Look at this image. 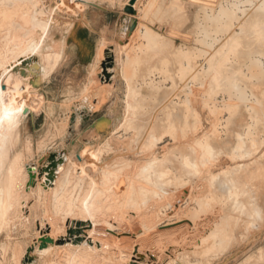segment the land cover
<instances>
[{
  "label": "rangeland",
  "instance_id": "374dc122",
  "mask_svg": "<svg viewBox=\"0 0 264 264\" xmlns=\"http://www.w3.org/2000/svg\"><path fill=\"white\" fill-rule=\"evenodd\" d=\"M110 1L114 3L116 0ZM175 1L180 3L181 10ZM215 1L216 5H225L229 2V0ZM233 1L235 0H230V2ZM236 1L242 5L246 0ZM48 2L49 0H45V5L47 3L48 7L53 5L54 8H57L59 6L57 11L59 27L53 31L52 37L60 40L65 36L62 26L67 22L74 23L76 18L83 14L85 7L78 6L71 0H50ZM63 2L71 7L67 8ZM207 2L209 1L145 0L139 5V1L136 3V6L139 7L140 17L137 34L129 40L125 38V35L120 34L119 38L109 41L108 43H112L113 47L108 46L104 49L100 62L95 67L94 62L89 74L78 70L76 61L72 59L70 51L66 48L64 56L54 72L43 78L38 86H28L27 90L34 97L37 98L39 93L45 101L42 102V105L39 104L37 111L27 113L22 125L23 169L28 176L25 179L28 185L24 190L22 183H18L15 194L21 196L19 212L9 214L8 224L0 225V264H84L85 262L78 260L80 255L85 252L81 243H68L65 247H55L53 250L47 251L45 256H42L39 251H35L33 259L29 257V248L39 247L41 239L51 237L54 243H58L63 240L62 237L66 239L70 237V228L81 229V233L87 239L90 237L99 242L118 246V250H115L116 253L118 252L116 255L133 259V264H136L135 258L130 252L146 250L149 260L152 262L161 261L157 262L158 264H264V229L255 233L250 245L242 248L234 258L227 260L226 257L218 256L200 257L194 253V251L202 249V246L198 245V241L220 219L219 215L221 214L217 209H210L208 212L201 213V217L196 218L195 203L191 199L199 196V193L202 195L203 190L199 191L197 187L203 185L204 182H198L195 185L196 188L186 191L182 204L178 202V197L175 194L170 195L171 202L168 200L166 202L164 200V203L155 202V208L151 209L155 212L151 214V221L147 224V228L142 219L145 213L141 211L138 214L133 208L126 207L125 200L128 191L126 187H121L126 182L125 185H128L130 180H135L137 186L144 184L142 180L134 177L138 171L139 163L142 164L144 159L166 158L169 171L184 172L182 161L184 157L192 156L190 145L204 139L209 133H214L218 140L226 137L228 111L223 107V103L227 95L220 92L216 95L218 104L216 108L213 104L206 105L200 102L192 106L195 114L199 115L201 119L200 130L195 133L189 132L186 137L178 138L174 127L169 126L159 134L160 140L157 144L147 146L144 143L145 135L151 131L154 125L155 121L152 119L160 113L162 107L158 99H162V95L167 90L172 95L164 104H168L172 100L181 105L190 103L194 93L203 99L206 98L203 97L204 87L190 75L181 80L182 85L172 89L174 80L171 77V72L169 74L165 68L167 65L170 66L173 74L180 68L184 70L190 62L187 56L188 50L191 53L194 51L198 53L200 50L211 49L209 46L215 40L216 25L208 17L211 11L204 8V4ZM156 36L162 41L159 44L161 46L149 48L147 53L143 52L151 38ZM223 41H218L214 50L218 49L221 45L220 42L223 43ZM108 43L106 44L109 45ZM112 55L113 66L108 67L111 79L106 81L103 80V64ZM136 56H139L138 60L135 59ZM194 60L199 68L208 67V60L205 56H195ZM244 61L243 68L247 71L250 59L247 58ZM150 68L153 69V72L148 74ZM90 77L89 84L82 91ZM172 90H174L173 93ZM246 98L248 102L252 100L249 94L246 95ZM134 113L139 114L140 118L145 120L148 125L141 140L132 144L137 131L134 129L129 131L127 127L130 125ZM101 117L111 118V126L98 129L97 134L94 135V127ZM241 121L237 128L240 127L239 130L245 132L250 124V117ZM109 143L113 146V150L99 155L97 150ZM70 150L73 151L66 152ZM80 150L88 152L85 161L91 160L92 165L86 166L92 171L89 178L92 177L95 180L96 186L90 191H84L79 204L85 205V213L94 215L95 218L91 224L77 228L76 223L74 224L77 214L64 218L54 211L51 197L52 187L46 186V174L42 173L41 169L48 163L46 161L52 153L57 156L66 153V160L63 164L66 162L67 164L75 163L79 174L87 176V173L82 172V168H80L82 160L74 157L75 152ZM16 154L17 152L13 151V155ZM115 162L130 163L132 167L126 168L118 179L109 180L105 176L98 175L102 170V168L99 170L101 165L109 166ZM234 164L235 162H232L229 166ZM225 166L228 165L215 167L210 171L203 170L207 176H216L218 172L224 170ZM239 176L241 180L245 178L244 180L251 184L255 182V178L251 177L250 179L246 172L240 173ZM258 178L262 179L264 176L260 175ZM100 179H104V181L102 182ZM255 184L259 186L258 182ZM41 189L42 192H40ZM155 209L162 216L161 221L155 219L157 212ZM24 216L28 217L27 220L24 219ZM198 230L201 231L197 232ZM198 234L201 235L198 236ZM185 240H188L189 243ZM65 243L66 240L61 244ZM83 243L86 244L84 241ZM231 253L234 252H230L229 255ZM38 254L40 255L38 256ZM156 257L159 260H156ZM102 258V255H98L90 262L91 264H102ZM90 262L85 264H90Z\"/></svg>",
  "mask_w": 264,
  "mask_h": 264
},
{
  "label": "bare ground",
  "instance_id": "6f19581e",
  "mask_svg": "<svg viewBox=\"0 0 264 264\" xmlns=\"http://www.w3.org/2000/svg\"><path fill=\"white\" fill-rule=\"evenodd\" d=\"M71 1L86 9L90 6H101L104 0ZM208 1L210 4L207 2L204 8L211 11L208 17L216 25L215 40L209 46L211 49L200 50L198 53L195 51L191 53L188 50L187 56L190 62L188 66H184V70L180 68L173 74L170 66L167 65L165 68L169 74L171 72L174 80L172 89L177 88L181 80L190 75L204 87L203 97L206 98L203 99L194 93L190 103L181 105L172 100L164 104L172 95L167 90L162 95V99H158L162 107L160 113L151 118L155 122L151 131L145 135L144 143L147 146L157 144L160 140L159 134L169 126L174 127L178 138L186 137L189 132L195 133L200 130L201 119L195 114L192 106L200 102L206 105L213 104L216 108L218 106L216 95L220 92L227 95L223 103V107L228 111L226 137L218 140L214 133H209L204 139L190 145L192 156L183 158L184 172L169 171L166 158L144 159L142 164L139 163L138 171L134 175L144 184L137 186L135 180L131 181L130 178L128 185H125L127 182H122L124 186H121L123 184L120 186L126 187L128 191L126 207L133 208L138 214L141 211L145 213L142 219L147 228V224L151 221V214L155 212L151 211L155 208V202L161 203L164 200L171 202L170 195L175 194L178 202L182 204L185 192L196 188L195 185L198 182H204L197 187L199 191L203 190L202 195L199 193V196L191 199L195 203L196 218L210 209H217L221 214L219 213L220 219L217 217L219 220L212 227L210 226L209 231L206 230L208 233L202 239L199 238L201 240L197 244L202 246V249L194 253L200 257L218 256L226 257L228 260V258L236 257L242 248L249 246L254 234L264 229V178H258L260 175L264 176V0H246L242 5L236 0L233 2L229 0L225 5H216L215 0ZM175 3L181 10L180 3L178 1ZM46 5L45 0H0V116L3 115L5 108L13 113L11 119L0 121V225L7 223L9 214L19 212L21 196L15 194V188L19 182L22 183L24 190L28 185L25 180L28 176L23 169L22 125L27 113L37 111L39 104L42 105L45 100L39 93V98L34 97L27 88L38 86L42 79L50 75L60 63L68 47L69 35L75 23V21L65 23L62 26L65 36L60 40L54 39L53 31L59 27L57 17L59 6L54 8L53 5L50 7ZM65 5L67 8L71 7L68 4ZM134 7L136 9V3ZM221 40H224L223 43L220 42V47L214 50L218 45L216 43ZM161 42L159 37H152L143 52L147 53L149 48L161 46L159 45ZM199 55L207 58L208 67H198L194 58ZM138 58L139 56L135 57L136 60ZM247 58L250 62L247 64L246 71L243 68V62ZM152 72L153 69L150 68L148 74ZM248 94L252 97L250 102L246 98ZM17 109L23 110L17 111ZM246 117H250V124L243 132L239 130L240 127H237L238 123ZM111 122L112 119L109 117L99 119L94 127V135L97 134L98 129L111 126ZM147 125L139 114L134 113L127 127L129 131L132 129L137 131L132 144L141 140ZM111 150L113 146L109 143L98 149L97 153L102 155ZM13 151L17 154L13 155ZM87 155L88 152L80 150L75 152L74 156L82 160L80 164L82 167H79L82 168V172L87 173V176L79 174L75 163L63 164L66 153L58 155L54 160L48 159L46 161L48 163L41 169V172L46 174V186L52 187L54 211L64 218L77 214L74 220L77 228L91 224L95 218L94 215L85 213V205L79 204L84 191H90L96 186L95 180L92 177L89 178L92 171L86 165L91 166L92 161L88 162V159L85 161ZM216 160L217 163H215ZM232 162L235 164L229 166ZM224 165L228 166L223 167L224 170L218 172L216 176H207L203 170L210 171ZM130 167L132 164L126 162H115L109 166L101 165L99 170L101 168L102 170L98 175L105 176L109 180L118 179L122 172ZM51 171H54L53 180L48 178L52 174ZM242 172H246L250 179L254 177L259 186H256L255 182L249 183L244 180L245 178L241 180L239 175ZM100 180L104 181V179ZM42 191L41 189L40 192ZM155 210L157 211L155 219L161 221L162 216L157 209ZM27 218L24 216V219L27 220ZM80 222L85 224L79 225ZM199 231L201 230L197 232ZM79 238H81L80 241ZM191 238H193L192 235ZM62 239L66 240L65 244L53 242L41 250L36 246L35 251L45 256L47 251L55 247H65L68 243H81L85 252L80 255L79 261L89 263L96 256L102 255V264H133V259L116 255L118 252L116 253L115 250H118V246L99 242L90 237L87 239L82 233L75 234L72 238L62 237ZM83 241L86 244H82ZM233 248L235 250H232ZM230 252L234 253L229 255ZM130 254L135 258L136 264H158L159 262L149 260L147 250L132 251ZM227 254L229 256H226Z\"/></svg>",
  "mask_w": 264,
  "mask_h": 264
},
{
  "label": "crops",
  "instance_id": "0c3cea01",
  "mask_svg": "<svg viewBox=\"0 0 264 264\" xmlns=\"http://www.w3.org/2000/svg\"><path fill=\"white\" fill-rule=\"evenodd\" d=\"M139 1V5H141L145 0H137V2ZM129 3L130 0H116L114 3L106 0L101 6L88 7L82 15L76 18L69 35L67 50L70 51L72 59L76 61L79 71L89 74L94 62V67L100 62L104 49L108 46L113 47L112 43H108L109 41L119 38L120 34L125 35L127 40L137 34L140 22L139 7L136 6L137 14L135 16L127 14L124 9ZM134 18L137 19V26L132 32H128L129 25ZM90 80L91 77L83 86L82 91Z\"/></svg>",
  "mask_w": 264,
  "mask_h": 264
},
{
  "label": "water",
  "instance_id": "95a60500",
  "mask_svg": "<svg viewBox=\"0 0 264 264\" xmlns=\"http://www.w3.org/2000/svg\"><path fill=\"white\" fill-rule=\"evenodd\" d=\"M137 2V0H130V3L129 5H127L125 7V12L127 14H130V15H136L137 14V11L134 7L135 3ZM137 26V19L134 18L132 19L130 25H129V29H128V32H132ZM113 55L110 56L103 64V68H104V71H103V80H110L111 79V72L108 71V67L109 66H113ZM102 118V117H101ZM100 119V118H99ZM98 122V121H97ZM98 124V123H96ZM57 157V155L55 153H52L50 156H49V159L50 160H54L55 158ZM52 174L48 177L50 180H53L54 179V171H51ZM84 225L85 222H80L79 225ZM69 234L71 237L69 238H72L75 234H78L80 235L81 234V229H73V228H70L69 229ZM79 241L81 240V238L78 239ZM64 240H60L58 243L61 244ZM53 243V239L51 237H45L44 239H41L39 241V249H44L45 247H48L50 244ZM28 254H29V257L30 259H33V256L35 254V247L32 246L29 248L28 250Z\"/></svg>",
  "mask_w": 264,
  "mask_h": 264
},
{
  "label": "snow or ice",
  "instance_id": "6c2138e0",
  "mask_svg": "<svg viewBox=\"0 0 264 264\" xmlns=\"http://www.w3.org/2000/svg\"><path fill=\"white\" fill-rule=\"evenodd\" d=\"M23 109H17V111H22ZM13 113L8 109V108H5L3 110V115L0 116V121H2L3 119H11Z\"/></svg>",
  "mask_w": 264,
  "mask_h": 264
}]
</instances>
